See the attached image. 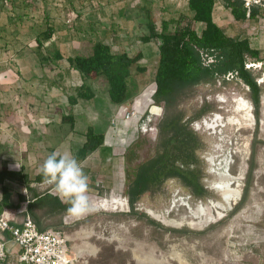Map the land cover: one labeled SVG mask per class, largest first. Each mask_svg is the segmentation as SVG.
<instances>
[{
	"label": "rangeland",
	"instance_id": "374dc122",
	"mask_svg": "<svg viewBox=\"0 0 264 264\" xmlns=\"http://www.w3.org/2000/svg\"><path fill=\"white\" fill-rule=\"evenodd\" d=\"M257 1L256 21H236L221 1L214 18L227 35L248 38L264 58V0ZM138 15H148L158 32L164 19L180 15L170 32L189 24L200 35L204 29V24L193 23L188 0H0V122L10 123L9 129L22 136L12 134L5 150L21 164L11 170L22 171L39 192L56 195L51 185L33 182L40 165L53 151L68 153L80 163L97 210L80 218L67 214L45 219L47 229L70 237L69 254L77 258L76 264H264V93L257 124L249 89L232 75L193 88L179 106L187 118L206 103L213 107L191 125L201 138L199 167L210 196L197 199L180 180L172 179L150 189L134 211L129 206L125 155L138 144L133 168L153 156L157 124L164 116L150 96L156 91L159 42H142L149 29ZM49 26L55 33L43 52L50 56L60 50L65 59L56 63L41 60L35 50L36 36ZM96 40L117 53L143 54L140 65L147 71L137 74L134 68L132 96L123 105L110 101L103 79L83 81L69 66V56L90 54ZM250 67L264 85L263 64L250 60ZM83 83L95 97L79 98L71 106L68 97L78 96ZM152 105L160 115L142 130V122L131 118L135 113L144 118ZM158 113L152 108L148 118ZM64 116L73 117L74 125L63 121ZM90 126L104 132L106 141L80 159L78 151ZM248 181L252 184L247 193ZM6 184L13 202L19 194L31 197L23 182ZM227 196L233 199L229 204L223 201ZM25 209L23 204L21 210ZM207 220L211 221L203 226ZM4 264H15L13 257Z\"/></svg>",
	"mask_w": 264,
	"mask_h": 264
},
{
	"label": "trees",
	"instance_id": "16d2710c",
	"mask_svg": "<svg viewBox=\"0 0 264 264\" xmlns=\"http://www.w3.org/2000/svg\"><path fill=\"white\" fill-rule=\"evenodd\" d=\"M219 1L227 6L238 22L256 21L260 15L258 6H252L249 9L245 6L244 0H188L189 10L193 14V23L204 24L201 35L192 24L176 28L173 32L169 31L171 24L178 23L182 15L179 18L164 19L161 32L157 31L148 15L146 18L137 16L142 23H147L149 29V33L142 36V42L145 44L154 40L159 42V58L154 78L156 91L153 100L157 106L163 108L164 116L157 124L156 153L134 168L131 163L138 144H135L125 155V164L128 169L127 198L132 211L150 189L172 179L180 180L197 199L210 196L211 192L202 182L203 170L199 167L198 150L201 138L191 125L212 112L213 107L206 103L197 114L188 118L179 110L180 104L193 88L214 84L219 79L225 81L231 74L249 89V98L254 107L257 124L261 120L264 85L258 83L252 68H247V65L250 60H254L261 62L264 68V58L261 57L259 49L252 47L248 38L231 37L215 22V8ZM54 33L55 29L49 26L35 38V50L43 61L56 63L65 59L60 50H56L50 56L44 55V44L52 39ZM142 59L141 52L135 56L127 52L117 53L105 41L96 40L90 54L70 56L67 61L71 69L80 73L83 81L103 79L110 101L116 105H123L132 96L129 86L134 80V68L137 74H144L147 71L140 65ZM78 92V96L68 97L71 106L77 105L79 98L91 100L95 97L86 83L82 84ZM63 121L73 125L75 123L71 116H64ZM85 138V142L78 151L80 159L97 151L106 141L105 133L93 126L88 127ZM253 172L254 167L251 168L250 175ZM6 181L23 182L31 197L27 198L19 194L18 201L13 202V192ZM33 182L44 183L40 172ZM31 184L29 177L22 171L1 169L0 215L4 210L16 213L23 204H26L25 214L31 216L40 230H45L50 226L45 219L67 215L69 205L62 203L57 195L49 191L39 192ZM251 184L252 181H248L247 193Z\"/></svg>",
	"mask_w": 264,
	"mask_h": 264
},
{
	"label": "built area",
	"instance_id": "2783aa9c",
	"mask_svg": "<svg viewBox=\"0 0 264 264\" xmlns=\"http://www.w3.org/2000/svg\"><path fill=\"white\" fill-rule=\"evenodd\" d=\"M244 1L249 9L259 4L257 0ZM25 211L4 210L0 215V264L9 255L15 264H76L77 258L69 254L70 237L62 230H40Z\"/></svg>",
	"mask_w": 264,
	"mask_h": 264
},
{
	"label": "clouds",
	"instance_id": "9594fccd",
	"mask_svg": "<svg viewBox=\"0 0 264 264\" xmlns=\"http://www.w3.org/2000/svg\"><path fill=\"white\" fill-rule=\"evenodd\" d=\"M39 172L43 182L52 186L61 202L69 205L68 215L80 218L97 210L89 195V177L70 154L50 153L40 165Z\"/></svg>",
	"mask_w": 264,
	"mask_h": 264
},
{
	"label": "crops",
	"instance_id": "0c3cea01",
	"mask_svg": "<svg viewBox=\"0 0 264 264\" xmlns=\"http://www.w3.org/2000/svg\"><path fill=\"white\" fill-rule=\"evenodd\" d=\"M137 19H138V21H140V19L138 17H137ZM9 125H10V123H2V122H0V170L3 169V168H7V169L11 170L12 167H16V166L18 167V166L21 165L20 163L14 161V158L10 155V152L5 151V150H8L7 149L8 148L7 145L12 143V140H9L11 136L14 135L15 138L22 137L15 130L13 131V128L10 130L9 129V127H10ZM1 149H3V152L1 151ZM0 189H2L1 186H0ZM1 198H2V193H0V200H1Z\"/></svg>",
	"mask_w": 264,
	"mask_h": 264
},
{
	"label": "bare ground",
	"instance_id": "6f19581e",
	"mask_svg": "<svg viewBox=\"0 0 264 264\" xmlns=\"http://www.w3.org/2000/svg\"><path fill=\"white\" fill-rule=\"evenodd\" d=\"M153 92H154V91L152 90V91H151V94H150L152 100H153ZM153 101H154V100H153ZM152 108H157V109L159 110V113H158L157 115H153L151 118H148L149 113H150V111H151ZM151 109H150V111L148 112V114H147L144 118H143L141 115L137 114V113H135V114H134V117L131 118V120H134V121H136L137 123H138V122H142V123L140 124V128H141L142 130H143V128H147L148 125H149L151 122H153V119H154L155 116L160 115V109H159L156 105H152V106H151ZM152 111H155V110H152ZM126 188H127V187H126ZM232 200H233V199H232L231 196H227V197H225V198L223 199V201H224L225 204H227V203L229 204V202L232 201ZM105 202L108 203L107 200H106ZM107 203H106V204H107ZM106 204H105V205H106ZM214 207H216V208L221 207V208H222L223 206H212V208H214ZM198 214H199V217H202V218H203V216H205V215L203 214V212H198ZM210 221H211V220H210ZM210 221L207 220L203 226L207 225ZM196 226H198V227L200 228V226H202V223H201V224H196ZM138 262H141V261H138ZM142 262H143V261H142ZM181 264H186V263L182 262Z\"/></svg>",
	"mask_w": 264,
	"mask_h": 264
}]
</instances>
